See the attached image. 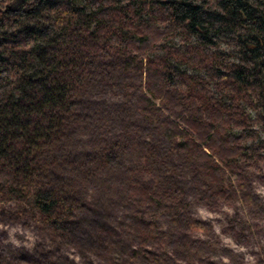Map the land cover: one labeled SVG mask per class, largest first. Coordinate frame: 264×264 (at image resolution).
Segmentation results:
<instances>
[{
	"label": "trees",
	"instance_id": "1",
	"mask_svg": "<svg viewBox=\"0 0 264 264\" xmlns=\"http://www.w3.org/2000/svg\"><path fill=\"white\" fill-rule=\"evenodd\" d=\"M116 50L142 86L139 103L159 105L171 151L195 159L200 175L214 183L222 169L241 190L238 162H264V0H0V205L48 235L83 207L40 180V151L61 136L91 62ZM181 100L198 116L163 114ZM126 180V201L167 210V190L149 195L130 169ZM132 225L144 264H172L143 249L162 245L154 224Z\"/></svg>",
	"mask_w": 264,
	"mask_h": 264
},
{
	"label": "rangeland",
	"instance_id": "2",
	"mask_svg": "<svg viewBox=\"0 0 264 264\" xmlns=\"http://www.w3.org/2000/svg\"><path fill=\"white\" fill-rule=\"evenodd\" d=\"M125 58L116 50L91 62L61 136L38 157L45 163L40 180L70 189L83 209L63 223L61 236H51L20 207L0 205V264H144L133 218L155 225L162 245L143 249L166 262L263 264L264 162H238L241 190L222 169L208 181L195 159L171 151L158 126L160 107L139 103L144 92ZM163 114L175 122L198 116L187 100ZM126 169L149 195L169 192L160 204L166 211L125 200ZM218 190L229 201L217 198ZM192 222L202 230H189Z\"/></svg>",
	"mask_w": 264,
	"mask_h": 264
}]
</instances>
